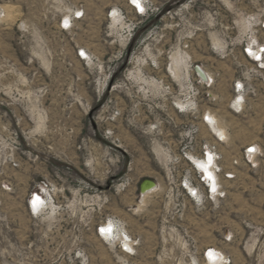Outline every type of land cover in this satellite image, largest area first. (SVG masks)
I'll return each instance as SVG.
<instances>
[{"label":"rangeland","instance_id":"374dc122","mask_svg":"<svg viewBox=\"0 0 264 264\" xmlns=\"http://www.w3.org/2000/svg\"><path fill=\"white\" fill-rule=\"evenodd\" d=\"M188 1L170 0L148 22L126 0H0L11 8L0 21V264H211L210 249L218 264H264V68L241 44L256 29L244 18L264 0H197L180 10ZM76 6L85 19L61 31ZM118 6L136 24L127 45L128 26L108 18ZM209 6L212 18H198ZM77 46L104 71L78 60ZM196 65L211 86L197 81ZM240 79L248 96L236 114ZM192 91L193 110L179 113L175 100ZM207 112L224 142L203 123ZM251 145L258 151L247 158ZM207 147L220 156L224 193L196 202L180 187L192 172L184 157ZM144 179L159 184L145 198ZM41 188L47 209L35 217L29 197ZM111 218L133 237V256L97 236Z\"/></svg>","mask_w":264,"mask_h":264},{"label":"built area","instance_id":"2783aa9c","mask_svg":"<svg viewBox=\"0 0 264 264\" xmlns=\"http://www.w3.org/2000/svg\"><path fill=\"white\" fill-rule=\"evenodd\" d=\"M170 0H161V3L157 5L156 0H126L127 6L130 8V12H134L136 16H143L144 19L148 20V22H151L153 20H157L159 14L164 12L165 5ZM197 3V0H189L188 3L181 5V9L189 10V8L195 7ZM142 4V7H141ZM214 7V5H213ZM213 8L209 6L208 9H197L196 15L198 18H202L206 21V18L211 17L212 18V12L215 13ZM212 10V11H211ZM129 11L125 10L123 7H115L109 10L108 12V18L110 21V24L112 25L115 21L118 26H128L127 29L129 31L128 38L126 39V45L129 43V41L133 38L136 24L132 22V18L129 17L128 14ZM168 14L171 15V11H168ZM86 17V11L83 8V6H76L75 10L69 11L68 14L62 18L59 22V28L63 32H69L83 19ZM159 20V19H158ZM213 19H211L212 21ZM244 20L247 22V26H256L255 30H251L250 33L243 37L242 41V52L246 59L251 61L253 64L264 68V42L260 40V38L257 36V30H261L264 32V8L259 10V12L251 15H247ZM65 21H67V26H65ZM209 24L212 25V23ZM131 26V27H130ZM186 48V46H185ZM83 53V54H81ZM76 57L81 62L85 63L86 65L93 64L94 61H99L101 64H99V71H104V65L103 62L100 61V58L98 59L92 52H90L86 47L83 46H77L76 50ZM103 68V69H102ZM194 70V68H193ZM196 74L197 81L200 84H203L205 86H211L213 84V81L207 82V80L202 79L200 74H198L194 70ZM204 81L202 82L201 81ZM211 82V83H210ZM198 92L192 91V94H189L188 97L185 98H177L181 99L182 101H188L189 103L180 105L174 102L175 109L181 113L185 114L194 108V99ZM233 93H234V99L232 100L230 104L231 110L239 114L244 109V103L246 101V97L248 96V86L245 81L243 80H237L234 82L233 86ZM210 112L205 113L202 116V121L205 125H207L209 131L211 132L214 140H217L218 142H224L226 137L223 136L219 131H214L212 128V120L209 116ZM192 132L196 133L195 130ZM257 147L256 146H248L245 149V157L249 158L250 156L257 154ZM205 155L206 160L208 161L209 155L211 156V160L209 161L207 165V169L210 167L212 168L213 172L215 174H220V156L216 150H214L212 147H207L202 155L195 154L194 151H187L185 153V159H187L192 169L190 172L191 176H185L182 178L180 187L181 189L189 196L191 199L198 201H203V199H213L222 197L224 190L223 185L221 183V180L219 179L218 186H215L212 177H210L204 167L201 166L200 163H198V159L203 158ZM235 177L234 172H227L225 173V179L231 180ZM40 195L41 197H44V200L42 203H39L36 207L33 206V201H35L37 198L36 196ZM202 195V197H200ZM48 204V194L46 193L45 188H41L40 190H35L30 194L29 197V210L30 212L35 216H40L41 214H44L47 209ZM112 222V225L108 226V228L104 227L103 225L107 222ZM96 228V234L106 242H113L115 246L118 248L119 252L123 254H127L128 256H133L136 252L134 250V244L135 241L133 240V237L130 236L127 232H125L122 222L117 218H111L108 221H106ZM120 228H123L120 229ZM103 229H111L110 232L102 231ZM130 249V250H129Z\"/></svg>","mask_w":264,"mask_h":264},{"label":"bare ground","instance_id":"6f19581e","mask_svg":"<svg viewBox=\"0 0 264 264\" xmlns=\"http://www.w3.org/2000/svg\"><path fill=\"white\" fill-rule=\"evenodd\" d=\"M141 7H142V4H141ZM10 14H11V8H10V5H4V6H0V21L2 22L3 20H9V17H10ZM255 14V13H254ZM114 23H115V21H114ZM242 26H247V22L245 21V20H243V22H242ZM177 57V56H176ZM177 59L178 58H175V60L177 61ZM179 62L177 61V66H179ZM174 65V63L172 64V66ZM185 67H186V71H187V74L188 75H190V71L188 70V64H185ZM201 69H202V71L201 70H198V73L201 75V77H202V79H205V80H207V82H209V81H212V75H211V73L210 72H208L203 66H201ZM195 70V69H194ZM175 75V74H174ZM202 79H201V81H202ZM202 82H204V81H202ZM211 83V82H210ZM175 102L177 103V104H180V105H184V104H187V103H189V100L188 101H182L181 99H178V100H175ZM209 116H210V118H211V120H212V128H213V130L214 131H219L223 136H227L226 135V131H225V129L222 127V126H220L219 125V119L214 115V114H212V113H209ZM198 161V163H200L201 164V166L202 167H204L205 169H206V171H207V173H208V175L210 176V177H212V180H213V182H214V184H215V186H218V184H219V175L218 174H215V172H213V170H212V168L210 167L209 169H207V165H208V163H209V161H212L211 160V156L209 155V157H208V161L206 160V157H205V155H204V157L203 158H201V159H198L197 160ZM143 182V181H142ZM141 182V183H142ZM141 183H140V185H141ZM140 187V186H139ZM157 189H159V184H157L156 182H155V186L153 187V188H150V189H147V190H145L144 192H142V194H143V196H144V198L145 197H147L150 193H152V192H154L155 190H157ZM39 198V200H44V197H41L40 195H37L36 196V198ZM200 197H202V195L200 196ZM143 198V199H144ZM144 201H145V199H144ZM110 225H112V222L110 221V223H106V224H104L103 226L106 228H108V226H110ZM219 254L217 253V252H215L214 250H212V249H210L209 250V257H210V260H208V262L209 263H211V264H218V263H220L221 262V257L220 256H218ZM207 262V263H208Z\"/></svg>","mask_w":264,"mask_h":264},{"label":"water","instance_id":"95a60500","mask_svg":"<svg viewBox=\"0 0 264 264\" xmlns=\"http://www.w3.org/2000/svg\"><path fill=\"white\" fill-rule=\"evenodd\" d=\"M195 71L198 73V70H201V67L199 65H196L194 67ZM199 74V73H198ZM201 76V75H200ZM155 186V181L152 179H144L143 182L141 183L139 190L140 192H144L147 189L153 188Z\"/></svg>","mask_w":264,"mask_h":264},{"label":"snow or ice","instance_id":"6c2138e0","mask_svg":"<svg viewBox=\"0 0 264 264\" xmlns=\"http://www.w3.org/2000/svg\"><path fill=\"white\" fill-rule=\"evenodd\" d=\"M67 21H65V26H67ZM83 54V53H81ZM39 203H42V201L39 200V198L37 197V199L35 201H33V206L36 207ZM102 231H105V232H110L111 229H103ZM130 250V249H129Z\"/></svg>","mask_w":264,"mask_h":264}]
</instances>
